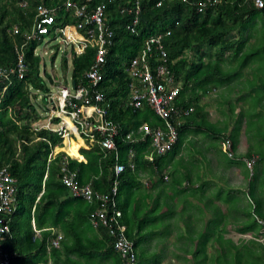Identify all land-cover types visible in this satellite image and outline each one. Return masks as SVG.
Returning <instances> with one entry per match:
<instances>
[{
  "label": "trees",
  "instance_id": "16d2710c",
  "mask_svg": "<svg viewBox=\"0 0 264 264\" xmlns=\"http://www.w3.org/2000/svg\"><path fill=\"white\" fill-rule=\"evenodd\" d=\"M73 1L79 6L86 5L88 12L104 4L107 23L114 30L108 44L106 62L100 68L102 80L97 88L104 94L100 105H109L108 117L120 127L116 137L120 152L118 162L124 163L126 169L119 176L117 206L122 210L123 221L128 226V238L138 246L136 233L156 220L159 226H164L163 231H168V220L172 219L174 213L179 215L176 205L183 204L181 215L184 209L193 211L195 208L199 212L196 213L197 220L201 218L199 214L204 215L205 210L211 209L212 218L198 231L199 243L194 264H264V242L258 240L262 236V228L254 216V213L264 216V6H256L252 0H218L202 9L201 3L209 0ZM22 2L26 4L22 5ZM64 2L0 0V66H16L18 51L24 53L28 66L22 76L15 72L10 82L6 83V79L0 82V166L9 165V170L18 178L19 208L11 223V233L4 236L12 264H15V260L18 264L19 255L30 254L29 250L44 251L51 237L50 230H43L41 239H33L34 230L28 225L33 205L39 228L46 225L60 227L67 236L72 228L78 226L76 238L80 239V243L86 241V249L93 246L91 240L84 238L86 228L82 231L80 228L91 223L100 204L88 203L73 193L63 180L64 165H67L68 171H78L76 179L79 184H89L95 191H110L115 180L117 160L114 151L105 156L96 144L91 150L83 149L87 162L74 159L65 151L51 159L53 148L63 145V138L55 131L34 127V123L44 116L32 100L37 97L33 92L50 91L43 79L47 73L41 74L42 59L36 49L43 40L52 36L41 34L27 40L25 34L31 31L40 4L57 8L56 21L50 33L54 32L55 27L78 23L79 18L64 6ZM136 16L139 17L138 23L133 24ZM167 31L170 33L165 37L164 44L175 82L180 85L173 106H192L194 109L184 117L173 149L149 160L146 154L151 149L150 143L132 142L127 135L132 132L134 136L138 135V129L145 124L165 128V122L147 101L138 108L131 103L133 87L130 84L139 83L129 66L132 59L140 54L146 39ZM235 32L239 34L238 38L234 36ZM72 53L69 64L67 55L63 57L64 68L71 66L75 84L90 86L86 74L95 63L97 46L89 45L81 54L72 49ZM48 78L52 82L55 80L51 75ZM222 87H225L227 96H224V92L219 94V104L229 103V110L224 111V119L213 121L208 115L209 103L204 99L210 91ZM235 89L237 94L240 93L236 100H231ZM237 100L242 102L240 112L236 110ZM56 121L57 117L54 118ZM242 124L246 125L251 140L245 148L240 149L235 138L244 137ZM191 135L209 139L210 142V139L220 138L231 141L233 158L222 148H213L217 152L218 165L221 162L232 170L226 186L214 180L209 185L203 160L208 156V150L197 149L195 140L188 139ZM69 151L78 155L77 144L74 143ZM246 158H255L251 177L245 170ZM132 164L137 166V170L131 169ZM151 166L156 167L151 176V187L145 189L148 191L141 196L143 200L138 201L137 197L134 198V191L143 186L140 172ZM175 166L182 168L185 182L182 176H177L179 173ZM239 168H244L241 184L238 182ZM166 174L170 178L168 184L185 185L182 188L166 187ZM192 174L196 175L198 183L191 178ZM154 189H158L156 196ZM148 199L152 200L147 202ZM221 206L228 210L221 211ZM142 209L145 211L140 217V225L133 229L131 216ZM234 219L238 220L236 230L253 237L243 239L239 244L234 243L231 237L226 239V221L230 223ZM223 224V229L216 228ZM98 228L102 234L98 243L105 250L104 253L112 260L115 258L110 256L115 253L118 256L116 264H122V257L114 247L115 237L109 234L106 227L101 225ZM149 232L150 229L147 230ZM158 232L152 230L151 234ZM209 242L214 246L216 242L219 243L217 252L208 253ZM92 255L87 253L86 256Z\"/></svg>",
  "mask_w": 264,
  "mask_h": 264
},
{
  "label": "built area",
  "instance_id": "2783aa9c",
  "mask_svg": "<svg viewBox=\"0 0 264 264\" xmlns=\"http://www.w3.org/2000/svg\"><path fill=\"white\" fill-rule=\"evenodd\" d=\"M218 0L203 1L201 8L209 3H217ZM256 6L263 7L264 0H252ZM25 5V2L21 3ZM64 6L75 12L79 18L78 23H71L64 27H55L50 33V28L56 21V7L40 4L37 7V14L31 31L25 34L27 40L40 36L41 34L52 36L51 40L63 38L66 45L75 46L77 54L83 53L86 48L97 46L95 63L92 65L86 76L90 86L77 85L73 81L68 84L59 82L52 84L49 92L40 93L41 102L39 107L43 119L35 122V129L45 128L57 132L66 142L75 135L83 137L90 142L99 143L102 148L109 152L115 151L117 164L115 166V180L109 192L95 191L89 184H79L77 181L78 171H68L67 165L64 170V182L70 186L73 193L85 199L88 203L99 202L95 209L92 222L96 226H104L110 235L115 237V249L122 256V264H138L136 245L127 236V225L123 222V212L118 208L117 195L120 184V174L125 170V165L118 162L119 152L116 144V137L120 132L119 124L109 118V105H100L104 100V94L97 86L102 80L101 66L106 62L108 44L114 36V30L108 25L104 14L105 5L99 4L93 12L87 11L86 5L79 6L73 0H65ZM82 19V20H81ZM139 17L134 18L133 24H137ZM17 30V26H16ZM134 30V27H132ZM170 31L153 35L146 39L140 52L129 66L131 74L139 83H131L133 87L131 103L135 107H141L145 101L151 104L156 112L165 122V128L143 125L134 133L127 135V138L135 143L149 142L151 151L149 157L154 155H165L173 149L176 144L184 117L193 111V107H174L180 85L175 82L172 69L169 64V55L164 40ZM24 53L18 51L16 66H0V82L11 81V75L18 72L20 76L27 69ZM57 81V79H55ZM58 82V81H57ZM55 86V89H53ZM6 89L3 91L5 92ZM78 101H81L79 103ZM57 117L58 121L54 122ZM43 122V123H41ZM39 126H38V125ZM100 136V137H99ZM40 138V137H39ZM219 146L233 158L231 152V141L222 139ZM199 150L200 148L197 147ZM61 150L50 154L51 159ZM246 167L251 175L254 173L255 158H246ZM18 179L9 170V166H0V264H11V254L4 242V236L11 233L10 215L16 210ZM256 221L261 226L264 234V216L254 213ZM36 229V228H35ZM40 230L36 229L34 238L39 235ZM64 236L61 233H53L51 243L59 247Z\"/></svg>",
  "mask_w": 264,
  "mask_h": 264
},
{
  "label": "crops",
  "instance_id": "0c3cea01",
  "mask_svg": "<svg viewBox=\"0 0 264 264\" xmlns=\"http://www.w3.org/2000/svg\"><path fill=\"white\" fill-rule=\"evenodd\" d=\"M57 81L54 80L55 84H58L59 82H61L59 80ZM54 82L52 83L51 81V85L54 84ZM33 93L37 94V97H38L40 93H45V92L37 90V91H34ZM204 141H202L199 145L206 146V143L208 144L210 142L209 139L206 140L205 142ZM74 143L78 145V155L76 156L67 150V148L72 146ZM96 144H98L100 149L104 151L105 156L111 155L114 151L113 150L109 152L107 149L102 148V146L99 143L90 142L88 140H85L83 137L79 135H75L72 139H67L66 142H64L63 140V145L54 147L52 152L57 151V150H61L63 152L65 151L72 158L87 162L88 158L83 152V149L91 150L94 148ZM209 144H213V143L210 142ZM150 151L151 149L149 150V152H147L146 157H148L149 160H152L154 159L156 155H154L153 158H150L148 156ZM60 152H58L56 155H58ZM207 153H209L207 154L209 157L208 156L206 158L203 157V160L205 162L204 166L206 170V176H207L206 178L208 181H210L209 185L211 186L212 181L214 180L215 182H218L220 185L226 186L228 176L221 177L220 175H217L216 173L215 174L212 173V170H213L212 165L216 164L215 166H217L218 156H216L215 154V156H212L213 157L212 159L210 155V150H208ZM178 156L179 155H177V157ZM119 158H120V152H119ZM130 167L133 170H137V166H135V164H132ZM151 167H148L149 169H144L140 172L139 176H140V180L143 186L140 189H136L134 191V198L137 197L138 201L143 200L141 196L145 195L144 193L149 190L148 189L149 187H151V182H152L151 176L154 175L153 172L155 173L154 170H156V167L155 169L153 166ZM217 167L227 169V167H225L221 162H220V165H218ZM168 168H170V165L167 166V169ZM175 168L177 169L179 173L177 176H182V179L185 182L186 178H184L182 174V168H180V166H175ZM245 168L247 167L245 166ZM167 176L168 175L166 174L165 176V182H166L165 186L166 187L175 186L176 188H182V186L185 185V183H183L182 186H178L175 183L172 186L168 184L170 178L168 176V179H167ZM191 176H192L191 178L194 179L196 183H198V181L196 180L197 179L196 175L192 174ZM145 189H148V190H145ZM153 192H154V196H156L158 189H154ZM41 194L42 193L39 194V197L41 196ZM151 200L152 199H148L147 202H150ZM18 208L19 206H18V196H17L16 210L12 215H10V219H9L10 226H12L11 223H12L13 217L15 216ZM176 208L178 210L177 212L179 213V215L177 213H174V216H172V219L168 220L169 225H170L168 228V231H166V229L163 231L164 226H159L158 220H156L153 224H150L149 226L144 227L142 231H138L136 233L139 238V245L136 246L138 264H194V260H195L194 256L196 253L195 251L197 250L196 246L199 243V239L197 236L198 231L202 230L205 227V224L208 222V220L212 218V211L211 209L205 210L206 214L205 213L204 215L199 214L201 218L197 220L196 213H199V212L195 208H193V211L184 209L183 215H181L182 213L181 209L183 208V204L176 205ZM221 208H222L221 211L228 210L227 207L223 208L221 206ZM144 211L145 210L142 209L141 211L131 216V219H133V223H134L133 229H137V227H139L140 217H142V214ZM236 220L237 219H234V221H231L230 223H229V220L226 221L227 225H226L225 236H226V239L231 237L234 243L239 244L243 239H246L247 237L251 238L253 236L251 234H244L240 232L239 230H236L235 228ZM21 221L22 223H24V225H27V223L24 220H21ZM187 221H188V224H186ZM36 222H37V219L35 216V206L33 205L31 215H30V223L28 221L29 223L28 225H31L32 229L34 230V234L36 233V229L40 230L39 235L36 237V239L42 238L40 235L43 234L41 233V232H44L43 230H46V231L50 230L51 237H49V239L47 240V244H46L44 251H41L39 249L29 250L28 252L30 254L25 253V254L19 255L18 264H116L118 261V256L115 253L114 255L110 256V257L115 258L114 260L110 259L107 253L106 254L104 253L105 250L101 247L100 243H98V241L100 242V240L102 239V234L100 233V230L98 228L99 226L94 225L92 221L88 225H85V226L83 225L80 228L81 231L86 228V232L83 234L84 238L85 240H91V245L93 244V246L89 249H86V246H88L86 241H84L83 243L82 242L80 243V239L76 238V234L79 233L78 226L76 228H72L71 233L66 236L60 227H56V226L48 227L46 225L43 228H39ZM216 228L223 229L224 224L221 225V227H216ZM228 228H229V232H228ZM149 229H150V232L147 233V230ZM127 230H128V226H127ZM152 230H159L160 233L158 232L157 234L153 235L151 234ZM53 233H61L64 236L63 240L61 241V245L59 247H56L51 243V238L53 236ZM234 233L238 235L236 236ZM7 236H6V239H7ZM33 239H35L34 236H33ZM258 240H260L261 242H264L263 233H262V236ZM217 248H219L218 242H216L215 246L209 242L208 253L212 254V253L217 252ZM220 252H222L221 247H220ZM87 253H91V254L93 253V255L89 257V256H86ZM16 263L17 261L15 260V264ZM11 264H12V261H11Z\"/></svg>",
  "mask_w": 264,
  "mask_h": 264
},
{
  "label": "rangeland",
  "instance_id": "374dc122",
  "mask_svg": "<svg viewBox=\"0 0 264 264\" xmlns=\"http://www.w3.org/2000/svg\"><path fill=\"white\" fill-rule=\"evenodd\" d=\"M258 26H259V24H258ZM234 36L238 38L239 34L235 32ZM71 46L72 45L67 46L65 41L63 40V38H59L58 40H55V39L51 40L50 38H46L45 40H43L42 43H40L37 46L36 52H37V54H41V59H42L41 74L45 75V73H47L43 77V79L46 80V83H47V85H49L50 88L52 87V85H51L50 79L48 78L49 75L54 76L55 79L63 82L64 84L70 85V83H72V81H71L72 80V68L70 66L69 69H65L64 64H63V57H65L66 55H67L66 57L68 58V64L71 63V60L73 57L72 49L73 50L76 49L75 46L74 47H71ZM53 89H55V86H53ZM223 92H224V96H227L225 87H222L220 89L217 88L215 90L210 91L204 99L205 102L209 103V107H207L208 115H209V118L213 121H217L219 119H224L226 117L224 111L229 110V103L219 104V101H220V95L219 94H222ZM239 93L237 94V89H235L231 95V100H236ZM32 100L34 103H37L36 104L38 106L37 110L39 112H41L43 109V108L39 107V102H41V97L40 96H38L37 98L33 97ZM204 100H203V102H204ZM241 108H242V102L237 100V108H236L237 112H240ZM244 118L246 120L249 119L246 114H244ZM41 123H43V122H41ZM241 130H243L245 133L244 137L235 138V141H236L238 148L243 149L248 145V142L251 140V138H250L249 132L246 130V125L242 124ZM201 138L202 137L197 136V135H191L188 139L189 140H191V139L195 140V147L196 148L199 147L201 150L202 149L210 150L211 157L215 156L213 148H215V147L222 148L219 146V143L222 140V138L210 139L213 144H209L210 143L209 142L208 144L206 143V146L199 145L202 141L208 140V139H201ZM71 147L72 146L68 147L67 150L69 151L71 149ZM197 149H196V151H197ZM215 152H216V150H215ZM207 154H209V153H207ZM212 159H213V157H212ZM213 164H215V163H213ZM215 165H212V167H213L212 173L213 174L216 173L217 175H220L221 177L231 175L232 170L230 168H227V169L218 168L217 167L218 164H217V166H215ZM243 169L244 168H239V170H237L238 175L240 174V177L238 178L239 184H241V172ZM245 170L248 171L247 168H245ZM249 174H250V172H249ZM250 177H251V174H250ZM234 234L236 236L238 235L236 233H234ZM247 238H249V237H247Z\"/></svg>",
  "mask_w": 264,
  "mask_h": 264
},
{
  "label": "bare ground",
  "instance_id": "6f19581e",
  "mask_svg": "<svg viewBox=\"0 0 264 264\" xmlns=\"http://www.w3.org/2000/svg\"><path fill=\"white\" fill-rule=\"evenodd\" d=\"M78 146V145H77Z\"/></svg>",
  "mask_w": 264,
  "mask_h": 264
}]
</instances>
